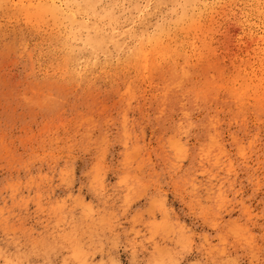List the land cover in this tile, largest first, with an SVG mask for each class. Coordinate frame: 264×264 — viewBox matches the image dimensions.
I'll list each match as a JSON object with an SVG mask.
<instances>
[{"label":"rangeland","instance_id":"rangeland-1","mask_svg":"<svg viewBox=\"0 0 264 264\" xmlns=\"http://www.w3.org/2000/svg\"><path fill=\"white\" fill-rule=\"evenodd\" d=\"M53 2L0 0V264H264V0Z\"/></svg>","mask_w":264,"mask_h":264},{"label":"bare ground","instance_id":"bare-ground-1","mask_svg":"<svg viewBox=\"0 0 264 264\" xmlns=\"http://www.w3.org/2000/svg\"><path fill=\"white\" fill-rule=\"evenodd\" d=\"M54 2H55V0H53ZM67 2H71L72 0H66ZM253 1V0H252ZM255 1V0H254ZM53 2V3H54ZM262 2V1H261ZM253 4V3H252ZM252 4H251V6H252ZM255 4V3H254ZM250 5V4H249ZM248 5V6H249ZM260 6V5H259ZM263 8V7H262ZM47 11L48 12H50L51 14H53L54 15V17H57L58 15H60L61 14V11H59V9H57L56 7H50V9H47ZM87 11H88V9H86V8H83V7H81V6H79L78 7V9H76L75 11H70L68 14H69V18L72 20V21H77V19H76V17H75V14H77V13H87ZM89 11L90 12H92V11H94V9H89ZM252 11V10H251ZM45 12H46V10H45ZM252 19V18H251ZM253 34V33H252ZM89 44L93 47V48H95L96 47V44H95V42H94V40L93 39H91L90 41H89Z\"/></svg>","mask_w":264,"mask_h":264}]
</instances>
